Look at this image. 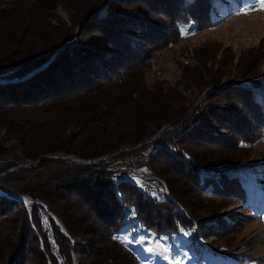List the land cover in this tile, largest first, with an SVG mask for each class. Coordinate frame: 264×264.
<instances>
[{"label": "trees", "instance_id": "1", "mask_svg": "<svg viewBox=\"0 0 264 264\" xmlns=\"http://www.w3.org/2000/svg\"><path fill=\"white\" fill-rule=\"evenodd\" d=\"M214 2L0 0V189L41 204L0 197V264H139L113 240L129 220L169 235L194 224L231 249L245 222L218 213L245 202L234 170L264 131L258 73L222 87L201 59L203 74L181 62L173 83L147 81L179 26L211 29ZM125 158H143L153 189L118 173Z\"/></svg>", "mask_w": 264, "mask_h": 264}, {"label": "rangeland", "instance_id": "2", "mask_svg": "<svg viewBox=\"0 0 264 264\" xmlns=\"http://www.w3.org/2000/svg\"><path fill=\"white\" fill-rule=\"evenodd\" d=\"M214 1L217 21L211 29L196 31L191 24L179 26L177 46L158 51L149 58L147 81L164 78L173 83L181 62H186L187 67H196L203 74L199 65L204 59L205 68L224 73L220 78L222 87L234 83L247 87V81H250L247 74L258 73L261 85L253 93L264 109V11L250 10L254 0ZM245 11L247 15L240 14ZM54 15L60 20L67 19L66 12L60 8ZM202 78L206 77L202 75ZM193 87L197 89L198 86ZM193 87L184 91L185 94L194 92ZM208 90L211 89L205 91ZM201 95L188 115L197 101L203 99H199ZM6 138L4 131H0L1 144L11 143ZM142 160L125 158L121 163L115 162L114 167L123 178H129L140 187L153 189L155 183L149 179L154 178L142 174ZM130 161L135 163L134 166L127 164ZM234 174L245 193V202L226 207L218 215L228 222L242 218L245 225L228 252L216 247V237L200 236L194 224L190 225L191 229L180 228L177 233L169 235L138 228L129 220L131 224L119 229L113 240L133 253L139 264H264V131L260 140L251 146V154L244 165L235 169Z\"/></svg>", "mask_w": 264, "mask_h": 264}, {"label": "water", "instance_id": "3", "mask_svg": "<svg viewBox=\"0 0 264 264\" xmlns=\"http://www.w3.org/2000/svg\"><path fill=\"white\" fill-rule=\"evenodd\" d=\"M76 31H77V29H76ZM75 34H76V32H75ZM75 34H74L69 40L73 39L74 36H75ZM57 50H58V49H57ZM57 50L55 51V53L57 52ZM55 53H54V54H55ZM54 54L50 57V59L46 62V64H47V63L53 58ZM28 76H29V75H28ZM28 76H26V77H28ZM26 77H25V78H26ZM211 91H212V90L205 91V92L201 95V97H200L199 99L201 100L206 94H208V93L211 92ZM197 102H199V101H197ZM167 129H171V128H164V129H162L161 131H159V132L157 133V135H159L162 131L167 130ZM157 135H156V136H157ZM134 147H137V146H134ZM131 148H133V147H131ZM123 150H126V149H123ZM123 150H121V151H123ZM116 153H117V152H116ZM108 156H109V155H108ZM108 156H106V157H108ZM106 157H105V158H106ZM105 158H100V159H105ZM37 162H38V160H36L35 162H32V163L26 164V165H20V166L15 167V168L8 169L6 172H9V171H11V170H14V169H17V168H21V167L32 166V165H35ZM79 162H88V161H79ZM0 191L3 192V193H6V194L11 195L10 197H6L4 194H0V197H5L6 199L14 200V201H17V202L22 203V204L26 207V209L28 210V212H29V208H28L27 204H29V205H32V204H34V205H41L40 203L35 202V201H32V200H30V199L27 198V197H26V198L28 199V203L26 204V202H24V201H22V200L20 199V198H22V197H24V196H19V195H16V194H14V193H11V192L4 191V190H2V189H0ZM50 216H51V217L54 219V221L59 225V227L61 228L62 233H63L64 235H66V234H65V231H64V229H63V227L61 226V224L55 219L54 216H52L51 214H50ZM73 262H74V264L76 263V259H75L74 256H73Z\"/></svg>", "mask_w": 264, "mask_h": 264}, {"label": "snow or ice", "instance_id": "4", "mask_svg": "<svg viewBox=\"0 0 264 264\" xmlns=\"http://www.w3.org/2000/svg\"><path fill=\"white\" fill-rule=\"evenodd\" d=\"M252 11H264V0H254L253 4H252V7L251 9ZM240 14H244V15H247L248 12L245 11L243 13H240ZM116 237H114L115 239Z\"/></svg>", "mask_w": 264, "mask_h": 264}, {"label": "bare ground", "instance_id": "5", "mask_svg": "<svg viewBox=\"0 0 264 264\" xmlns=\"http://www.w3.org/2000/svg\"><path fill=\"white\" fill-rule=\"evenodd\" d=\"M0 194H4L6 197H10L11 195H9V194H6V193H3V192H1L0 191ZM22 201H24V202H26V204L28 203V199L26 198V197H22V198H20ZM29 204H27V206H28Z\"/></svg>", "mask_w": 264, "mask_h": 264}]
</instances>
